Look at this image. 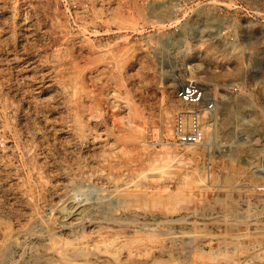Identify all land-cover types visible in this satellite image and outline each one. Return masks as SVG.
Segmentation results:
<instances>
[{"label":"rangeland","instance_id":"1","mask_svg":"<svg viewBox=\"0 0 264 264\" xmlns=\"http://www.w3.org/2000/svg\"><path fill=\"white\" fill-rule=\"evenodd\" d=\"M189 70L249 80L214 150L173 139ZM262 101L264 0H0V264H264Z\"/></svg>","mask_w":264,"mask_h":264},{"label":"built area","instance_id":"2","mask_svg":"<svg viewBox=\"0 0 264 264\" xmlns=\"http://www.w3.org/2000/svg\"><path fill=\"white\" fill-rule=\"evenodd\" d=\"M76 14L70 13L71 24L84 25V22L78 20ZM220 36L225 39V42L223 40L225 45L236 46L245 43L244 39H240L244 35L235 34L229 25L221 26ZM247 63L251 66L252 75L262 69V65L258 69L252 66L250 60ZM248 81V79L234 81L228 89L224 90L223 88L211 89L194 73L193 79H188L181 83L178 89V97L182 107L176 114V125L172 129L174 141L181 145H204L214 150L220 141L218 126L222 122L221 109L223 108V103L232 98H247L251 100V91L249 86H247ZM247 109L248 111L245 113H238V106L235 107L237 124L264 123V101L259 105L252 103ZM248 140L251 144H255L254 140H260L255 145L258 146L261 154L264 153V139L252 136ZM253 170L255 172H264V167L259 166Z\"/></svg>","mask_w":264,"mask_h":264},{"label":"bare ground","instance_id":"3","mask_svg":"<svg viewBox=\"0 0 264 264\" xmlns=\"http://www.w3.org/2000/svg\"><path fill=\"white\" fill-rule=\"evenodd\" d=\"M189 67H190V66H189ZM189 71H190V70H189ZM190 74H191V76H190L189 79H193V77H194V72L190 71Z\"/></svg>","mask_w":264,"mask_h":264}]
</instances>
